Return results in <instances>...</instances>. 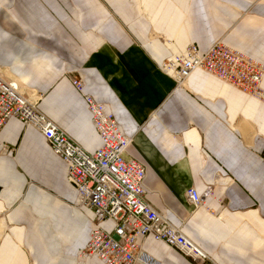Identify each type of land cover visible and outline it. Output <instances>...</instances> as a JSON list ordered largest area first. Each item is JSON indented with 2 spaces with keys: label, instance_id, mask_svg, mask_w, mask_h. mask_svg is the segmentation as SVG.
<instances>
[{
  "label": "crops",
  "instance_id": "0c3cea01",
  "mask_svg": "<svg viewBox=\"0 0 264 264\" xmlns=\"http://www.w3.org/2000/svg\"><path fill=\"white\" fill-rule=\"evenodd\" d=\"M216 40L264 64V0H0V75L93 153L98 137L69 83L77 73L132 137L126 157L145 167L146 201L206 254L202 264H264V103L202 70L176 87L158 66ZM0 143V264H102L78 257L92 212L75 207L42 136L9 118ZM206 186L212 196L189 206L185 190ZM141 247L144 260L195 264L151 236Z\"/></svg>",
  "mask_w": 264,
  "mask_h": 264
},
{
  "label": "built area",
  "instance_id": "2783aa9c",
  "mask_svg": "<svg viewBox=\"0 0 264 264\" xmlns=\"http://www.w3.org/2000/svg\"><path fill=\"white\" fill-rule=\"evenodd\" d=\"M158 66L174 80L176 87L182 86L193 71L202 70L264 103L261 87L264 64L222 40H216L203 53L195 44H189ZM69 83L85 102L98 137L99 145L93 153L85 152L39 111L34 92L26 94L15 79L1 75L0 130L9 118L31 126L66 166V178L78 196L77 206L92 212V228L78 257H95L102 264H158L142 257V241L151 236L195 264L209 261L179 228L168 222L165 213L155 210L146 201L145 167L126 157L132 137L120 132L107 105L83 92V82L77 74L69 78ZM0 149L5 151L7 147L0 143ZM211 196L212 186H206L200 194L193 187L184 192L192 208L201 207ZM104 222L111 224L110 231L101 226Z\"/></svg>",
  "mask_w": 264,
  "mask_h": 264
},
{
  "label": "rangeland",
  "instance_id": "374dc122",
  "mask_svg": "<svg viewBox=\"0 0 264 264\" xmlns=\"http://www.w3.org/2000/svg\"><path fill=\"white\" fill-rule=\"evenodd\" d=\"M69 74H71V72H68ZM75 73V72H74ZM77 73H75L74 75H76ZM78 75V74H77ZM71 77V76H70ZM7 151H9V150H5L4 152H7ZM77 209H80L78 206H77V204H76V206H75ZM166 215V214H165Z\"/></svg>",
  "mask_w": 264,
  "mask_h": 264
},
{
  "label": "bare ground",
  "instance_id": "6f19581e",
  "mask_svg": "<svg viewBox=\"0 0 264 264\" xmlns=\"http://www.w3.org/2000/svg\"><path fill=\"white\" fill-rule=\"evenodd\" d=\"M194 72V71H193ZM187 79H189V77L187 78ZM187 79L185 80V81H187ZM183 85V84H182ZM179 87H181V86H179Z\"/></svg>",
  "mask_w": 264,
  "mask_h": 264
}]
</instances>
